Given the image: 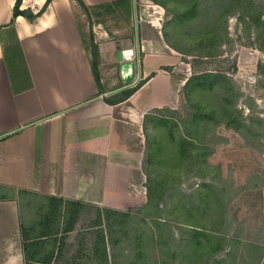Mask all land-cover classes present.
Here are the masks:
<instances>
[{
	"label": "rangeland",
	"instance_id": "1",
	"mask_svg": "<svg viewBox=\"0 0 264 264\" xmlns=\"http://www.w3.org/2000/svg\"><path fill=\"white\" fill-rule=\"evenodd\" d=\"M134 2L128 20L123 8L92 20L110 33L117 28V39L129 36L126 46L133 50L142 5ZM145 2L163 8L167 41L201 75L183 89L178 109L159 111L148 127L145 205L126 216L105 212L109 252L103 257L90 249L93 231L81 230L95 211L81 209L76 232L64 234L73 221L71 205L62 204V214L46 222L51 202L16 190L0 193L18 202L32 229L30 243H39L28 253L42 261L67 239L69 248L55 256L59 264H263L264 0ZM120 86L127 87L117 66ZM191 115L198 119L193 127ZM46 227L50 234L42 240Z\"/></svg>",
	"mask_w": 264,
	"mask_h": 264
},
{
	"label": "crops",
	"instance_id": "2",
	"mask_svg": "<svg viewBox=\"0 0 264 264\" xmlns=\"http://www.w3.org/2000/svg\"><path fill=\"white\" fill-rule=\"evenodd\" d=\"M134 1L130 14V0H81L86 11L77 0H51L44 12L29 20L13 18L16 0H0V186L28 192L51 205L58 200L77 202L95 211L81 230L93 231L90 249L103 257L109 252L105 211L135 210L146 203L143 158L152 118L158 111L180 107L183 88L196 73L195 66L183 62L165 41L163 8L140 0L130 60L133 79L126 84L119 67L129 60L119 62L115 42L127 49L129 36L117 39V28L110 33L101 26L104 22L94 21L104 87L98 93L86 46L87 14L92 21L103 6L119 3L128 20L135 14ZM45 2L21 0L19 10L36 15ZM113 8L108 14L118 11ZM117 66L121 84L142 85L114 104ZM261 212L264 216V187ZM80 223L78 217L68 233L76 232ZM21 224L29 230L18 202L9 196L0 199V264H24ZM63 242L69 248L72 240ZM63 246L60 243L51 254L50 264H59L54 260Z\"/></svg>",
	"mask_w": 264,
	"mask_h": 264
},
{
	"label": "trees",
	"instance_id": "3",
	"mask_svg": "<svg viewBox=\"0 0 264 264\" xmlns=\"http://www.w3.org/2000/svg\"><path fill=\"white\" fill-rule=\"evenodd\" d=\"M51 0H46L44 6L42 7V9L39 11V13H37L36 15L32 14L29 10L28 11H21L19 10V7L21 5V0H16L15 2V6H14V10H13V18L17 17V16H24L26 17L27 19L29 20H32L34 18H36L38 15H40L42 12H44V10L46 9V7L48 6V4L50 3ZM77 2L83 7V9L86 11V7L84 6V4L81 2V0H77ZM116 5V8L118 10V7L120 5H123V4H111V5H105L103 6V11L99 14H95V15H98L99 17L104 13H109L113 10H115V8H113V6ZM87 17H88V20H89V24H90V33H89V41L87 43V50L89 51V55H90V67H91V71H92V74H93V77H94V80H95V83H96V86L98 88V93L99 94H102L103 91H104V87L101 83V77H100V72H99V65H100V57H99V52H98V47L97 45L95 44L94 42V38H93V32H92V26L96 23V22H99L101 23L102 21H96V22H92L90 20V15L87 14ZM165 36V35H164ZM165 41L169 44V42L167 41L166 37H165ZM170 45V44H169ZM171 46V45H170ZM172 47V46H171ZM174 50H176L174 47H172ZM177 51V50H176ZM201 75H193L191 76L188 81L186 82L184 88L185 90L190 87V86H195L197 85L196 84V81L200 80ZM209 79L212 77L211 74H209L207 76ZM202 81V80H201ZM142 85V83H139L137 85H135L134 87H130V88H125V89H122V90H118V92H116L115 94L117 95V99L114 101V104L115 103H120V102H123L124 100H126L127 98H129L140 86ZM209 85L213 86L212 83H210ZM227 85V84H225ZM126 86V85H125ZM120 89L122 87H119ZM117 88V89H119ZM183 88V89H184ZM184 99V98H183ZM105 102H109L111 103L112 101L109 100V99H104ZM186 101H189V98L186 97ZM113 103V102H112ZM159 112V111H158ZM155 114L156 117L157 116V113ZM154 116V117H155ZM154 117L152 118V121L154 120ZM190 126L193 127V125L196 126L197 122H198V119L196 118V115H191L190 116ZM226 124V123H225ZM228 125V124H227ZM187 134V133H186ZM147 134L145 135V139H146V144H147V141H148V138H147ZM147 148H145V151H146ZM146 175V174H145ZM9 188H5V187H1L0 186V191L2 190H7ZM9 190H12V189H9ZM18 193L20 195H29L30 193L28 192H25V191H18ZM148 188L146 187V198L148 200ZM5 198H8V196L4 195V194H1L0 193V199H5ZM58 204H55V205H51V208H52V215L50 216V219L46 220V222H50L52 220V218L55 216H59L61 213V205L62 204H68V205H71L72 209H74L73 213H72V223L71 225L67 228L66 231H64L63 233L64 234H67L68 232L72 231L74 229V225H75V222L76 220H78V217H79V211L85 207H83L80 203H77V202H68V201H62V200H58L57 201ZM105 212H112V213H115V214H118L119 216H126L125 215V212H121V211H117V212H113V211H105ZM106 215V214H105ZM106 218V217H105ZM155 220L157 222H160L161 223V220L159 218H155ZM108 222V221H107ZM28 233V236L32 233V229L29 228L28 231H25L24 229V226L21 224L20 225V236H21V240L23 241V256H24V264H50L51 263V260H52V257H50L48 260H45V261H42V260H39V259H36L34 257H31L28 253V249H35L39 243H26L27 241L29 240H32L31 236L30 237H27V234ZM50 234L49 232V229L46 227L43 229V231L40 233L39 235V238L41 237H45V236H48ZM56 234V232L53 233V235ZM64 241V240H63ZM35 242H38V239L35 240ZM108 242V241H107ZM64 243V242H63ZM29 244V245H27ZM109 244V243H108ZM66 246V244L64 245ZM61 247V246H60ZM60 250V249H59ZM107 261V259H106ZM55 263H58V260L57 258H55L54 260Z\"/></svg>",
	"mask_w": 264,
	"mask_h": 264
},
{
	"label": "water",
	"instance_id": "4",
	"mask_svg": "<svg viewBox=\"0 0 264 264\" xmlns=\"http://www.w3.org/2000/svg\"><path fill=\"white\" fill-rule=\"evenodd\" d=\"M115 48L117 50V58L119 61H121L123 58L125 59V58L134 57L133 49L131 48L121 49L120 41L115 42ZM133 71H134L133 61H129V62H126L120 65L119 74H120L123 84H126L133 79ZM122 89H125V88H122ZM122 89H119V90H122Z\"/></svg>",
	"mask_w": 264,
	"mask_h": 264
},
{
	"label": "built area",
	"instance_id": "5",
	"mask_svg": "<svg viewBox=\"0 0 264 264\" xmlns=\"http://www.w3.org/2000/svg\"><path fill=\"white\" fill-rule=\"evenodd\" d=\"M123 59H124V58H123ZM125 60H129V61H130V60H131V58H125Z\"/></svg>",
	"mask_w": 264,
	"mask_h": 264
}]
</instances>
